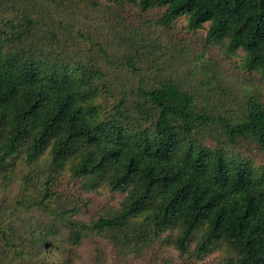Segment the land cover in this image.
I'll return each instance as SVG.
<instances>
[{"label":"trees","instance_id":"trees-1","mask_svg":"<svg viewBox=\"0 0 264 264\" xmlns=\"http://www.w3.org/2000/svg\"><path fill=\"white\" fill-rule=\"evenodd\" d=\"M108 1L185 21L264 79V0ZM75 5L0 0V189L20 186L0 205V264H68L49 251L79 256L86 240L92 264L168 246L183 264H264V100L232 121L177 80L121 84L62 20ZM36 211L53 223L22 221Z\"/></svg>","mask_w":264,"mask_h":264},{"label":"rangeland","instance_id":"rangeland-1","mask_svg":"<svg viewBox=\"0 0 264 264\" xmlns=\"http://www.w3.org/2000/svg\"><path fill=\"white\" fill-rule=\"evenodd\" d=\"M75 4L77 6L69 8L62 20L76 24L75 32L80 31L84 36L81 40L78 38L83 49L95 50L96 44L101 43L105 53L98 51L100 60L121 84L136 88L139 84L157 85L165 78L177 80L181 86L194 90L201 104L215 107L232 121L241 119L250 99L264 100L262 76L246 71L241 60L229 54L226 48L207 44L205 32L191 31L185 21L163 25L157 12L141 14L135 4L127 1L112 4L108 0H75ZM20 171L26 170L20 167ZM19 189L17 184L0 189V205L4 200L16 198ZM64 190L67 191V187ZM112 200L111 195L102 192L93 200L91 209L96 211ZM25 220L53 223L41 211L23 215L22 221ZM17 222L20 224L21 219ZM60 231L65 238L67 231L64 228ZM103 245L111 263V247ZM69 251L71 247L67 245L58 252L52 248L49 256L53 262L92 264L93 246L89 240L77 250L79 256L67 258ZM165 253V259L155 254L144 260L135 259L130 264H183L173 247H166ZM213 257L216 256H208L197 264H211Z\"/></svg>","mask_w":264,"mask_h":264}]
</instances>
